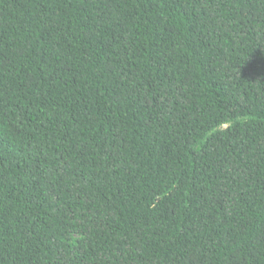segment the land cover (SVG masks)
I'll return each mask as SVG.
<instances>
[{
  "label": "trees",
  "instance_id": "1",
  "mask_svg": "<svg viewBox=\"0 0 264 264\" xmlns=\"http://www.w3.org/2000/svg\"><path fill=\"white\" fill-rule=\"evenodd\" d=\"M0 264H264V0H0Z\"/></svg>",
  "mask_w": 264,
  "mask_h": 264
}]
</instances>
